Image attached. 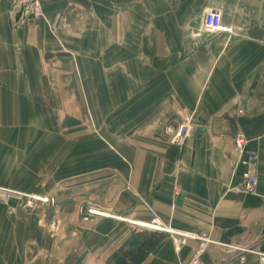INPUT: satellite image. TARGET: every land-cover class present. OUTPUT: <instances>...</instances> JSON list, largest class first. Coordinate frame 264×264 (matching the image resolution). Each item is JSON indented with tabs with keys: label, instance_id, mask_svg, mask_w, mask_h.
Instances as JSON below:
<instances>
[{
	"label": "crops",
	"instance_id": "crops-1",
	"mask_svg": "<svg viewBox=\"0 0 264 264\" xmlns=\"http://www.w3.org/2000/svg\"><path fill=\"white\" fill-rule=\"evenodd\" d=\"M42 2L45 17L33 23L18 0H0V264H113L123 248L154 234L159 242L134 264L190 259L201 242L191 234L210 238L207 264H256L255 250L264 251V0ZM208 10L220 12L228 30L204 31ZM111 32L113 48L129 51L114 65L146 69L130 73L129 107L117 108L136 121L135 132L113 143L117 169L27 170V93L38 96L44 82L52 95L54 84L89 80L83 68L70 75L36 67L49 58L52 65H84L79 55L89 42L83 36L77 48L69 35L97 34L104 49ZM53 37L61 48L47 41ZM106 79L98 74V81ZM65 92L73 98L67 85ZM113 94L123 96L121 89ZM77 96L88 98L90 91ZM181 124L197 130L180 141ZM238 132L258 154L255 193L237 189ZM160 222L169 231L141 224Z\"/></svg>",
	"mask_w": 264,
	"mask_h": 264
},
{
	"label": "rangeland",
	"instance_id": "rangeland-1",
	"mask_svg": "<svg viewBox=\"0 0 264 264\" xmlns=\"http://www.w3.org/2000/svg\"><path fill=\"white\" fill-rule=\"evenodd\" d=\"M27 19L34 23L41 18L28 16ZM69 36L77 48H81L82 44L79 38L84 36V44L89 42L88 47L90 49L81 51V56L79 55V59L84 65L73 64L74 60H72V67L69 60L63 62V64L52 65L49 63L52 59L49 58L50 60L47 59L48 65H39L36 69L48 74L76 75L81 74L83 68L89 80L54 84L58 85L59 88L57 89L58 92L52 95L49 93L50 82H44L42 83V92L38 96H32V92L27 93L25 131L27 170L39 169L43 173H49V171L82 173L83 171L103 168L109 173H113L117 169L118 162L116 160L117 151L113 144L115 138H119L121 134H123L122 139L129 136L131 132H135V126L133 125H136V121L133 122V119H130L128 111L121 115L118 113L119 109L117 108L119 105L126 109L129 107L130 73L140 76L145 74L146 69L143 66L114 65L113 60L116 57L120 54H123L122 58L127 57L129 51H119L113 48L114 35L112 32L104 35L106 37L104 49L98 47L97 34ZM138 37V40H140V35ZM48 40H53L51 43L54 49L57 46L61 48L60 42H54L57 40L56 38H48ZM49 51L52 52V50ZM55 52L71 56L70 53L61 49L59 51L55 50ZM142 53H145V51H142ZM97 58H103V60L98 62ZM159 69L160 67H154L155 71ZM152 71L151 68L150 72L152 73ZM119 73H121L122 78L124 77L123 80L113 81L114 74ZM98 74L106 75L107 79L98 81ZM66 85L74 91L73 98L66 99ZM119 89L122 90L123 96L120 98L114 97L113 93ZM84 90H89L90 96L79 98L77 92ZM67 104L70 106L68 107L69 111L66 110ZM131 123H133V130H131ZM181 125L175 131L176 135ZM29 180L27 178V183ZM42 181H44L43 186H49L48 178H43ZM31 197L41 201H54L49 195H31ZM143 229L152 228L144 226ZM159 239L160 236L157 234L143 235L142 238H139L140 241L136 246L123 248L117 259H114L113 264H125L129 260L131 264L139 262L145 250L156 246ZM248 250L252 251L253 249L248 247Z\"/></svg>",
	"mask_w": 264,
	"mask_h": 264
},
{
	"label": "built area",
	"instance_id": "built-area-1",
	"mask_svg": "<svg viewBox=\"0 0 264 264\" xmlns=\"http://www.w3.org/2000/svg\"><path fill=\"white\" fill-rule=\"evenodd\" d=\"M18 5L28 16H31L33 18L45 17L42 0H18ZM202 28L204 31L209 33L228 30V27L223 23L221 13L215 10H208L205 12ZM188 129V124L181 125L176 137H178L180 141H182L187 136ZM249 141V138L243 132H238L235 136V149L238 154L237 167L242 168V183L239 187H237V189L247 193H255L259 183L257 174L258 154L248 148ZM3 189L5 188L0 187V190ZM89 212L96 213L97 211L90 209ZM148 224L156 226L151 228L169 231V228L164 223L160 222ZM147 227L150 226L147 225ZM189 236L192 238L200 239V245L195 249L190 259L181 261L179 264H207L203 257V253L205 245L210 241V238L207 237V235L198 234H191ZM243 250L248 251V248L245 247L243 248ZM255 251L258 254V260L256 264H264V251ZM240 260L242 263H244L246 261V256H240Z\"/></svg>",
	"mask_w": 264,
	"mask_h": 264
},
{
	"label": "water",
	"instance_id": "water-1",
	"mask_svg": "<svg viewBox=\"0 0 264 264\" xmlns=\"http://www.w3.org/2000/svg\"><path fill=\"white\" fill-rule=\"evenodd\" d=\"M197 130L195 126H190L187 135L191 136Z\"/></svg>",
	"mask_w": 264,
	"mask_h": 264
},
{
	"label": "bare ground",
	"instance_id": "bare-ground-1",
	"mask_svg": "<svg viewBox=\"0 0 264 264\" xmlns=\"http://www.w3.org/2000/svg\"><path fill=\"white\" fill-rule=\"evenodd\" d=\"M138 222V221H137ZM141 224H143V225H145V226H150V227H156V226H154V225H151V224H148V223H141Z\"/></svg>",
	"mask_w": 264,
	"mask_h": 264
}]
</instances>
